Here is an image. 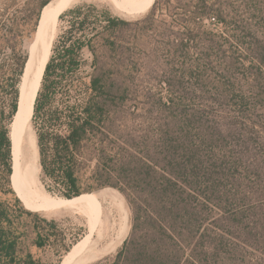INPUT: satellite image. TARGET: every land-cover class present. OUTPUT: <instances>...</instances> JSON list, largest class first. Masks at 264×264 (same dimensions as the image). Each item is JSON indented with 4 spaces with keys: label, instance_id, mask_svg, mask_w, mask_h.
<instances>
[{
    "label": "trees",
    "instance_id": "obj_1",
    "mask_svg": "<svg viewBox=\"0 0 264 264\" xmlns=\"http://www.w3.org/2000/svg\"><path fill=\"white\" fill-rule=\"evenodd\" d=\"M51 1L29 22L0 12V193L14 196L0 200V264H45L31 249L66 242L58 220L27 209L11 183L24 42ZM69 14L81 37L53 44L33 121L49 192L125 197L130 234L100 264H264V0H155L138 22L93 6ZM158 27L170 88L140 89L136 34ZM86 49L95 71L79 82ZM138 112L154 128L121 133Z\"/></svg>",
    "mask_w": 264,
    "mask_h": 264
},
{
    "label": "rangeland",
    "instance_id": "obj_2",
    "mask_svg": "<svg viewBox=\"0 0 264 264\" xmlns=\"http://www.w3.org/2000/svg\"><path fill=\"white\" fill-rule=\"evenodd\" d=\"M44 0H0V12L6 14H16L20 16L22 19V23L28 21L29 18L32 17L33 14L37 13L40 5ZM53 1V0H52ZM51 1V2H52ZM112 0H80L76 2V4L70 8L67 12H65L62 18L59 20L57 36H55L53 44H57L58 41L64 36L72 37H81L78 24L73 23V17L70 13L71 10L76 9L78 7L87 8L89 6L97 7L100 12H108L116 18H121L126 21H134L138 22L143 20L146 15L149 13L150 8L147 12L134 15L130 13L120 12L115 5L112 3ZM89 13V9L85 11ZM184 10L180 11L183 13ZM95 15V13H91ZM95 17V16H94ZM92 17V19L94 18ZM214 23V21L212 22ZM33 24V22H31ZM220 26H212L211 28H219ZM157 32L149 35H145L143 33H137L136 36V46L138 47V51L136 52V57L140 64L138 63V67L135 69L137 73V81L134 83V86L140 89H150V90H166L169 89L170 86L168 82H166V77L173 74L172 67L168 64V59L166 58L164 52L165 44L163 41V37L161 36L164 32V28L158 27L156 29ZM91 33L89 30L87 34ZM35 35L30 36L28 39H25L24 47L27 51V54L31 52V47L34 43ZM53 50V49H52ZM159 51V57H161V61H157L156 57L158 55L154 51ZM98 59L100 64L106 62L107 55L103 50L99 51ZM83 67H82V75L79 77V82H89L91 80V76L95 71V56L91 52V50L86 49L84 51V55L82 56ZM166 74V75H165ZM23 86V83H22ZM154 122V121H153ZM151 120L148 119V116L145 115L144 112H138L137 116L130 117L127 120L125 127L122 128L121 133H131V134H147L149 129L154 127L152 126ZM32 128L35 132L36 138V147L39 156L38 149V136L36 132V128L34 126V121L32 120ZM26 142H24V152L22 162L25 164L28 159L27 154V146ZM38 160V163H39ZM42 171L39 163V173H38V193H40V197L43 199L49 200H65L64 198L58 197V194H54L49 192L44 184L41 181ZM36 184V183H35ZM13 187V186H12ZM14 189V188H13ZM15 191V189H14ZM98 200H102V212L100 225H98L96 232L92 235L89 244L94 246L95 252H100L98 258L93 264H100L102 262H107L112 260L120 251L124 245L125 240L130 234V211L128 205L126 203L125 197L112 188L104 189L96 194ZM18 196V193H16ZM21 199V198H20ZM0 200L9 201L11 204H14V196L0 193ZM22 200V199H21ZM23 201V200H22ZM24 204V202H23ZM119 205L123 206V214L119 211ZM26 207V205L24 204ZM27 208V207H26ZM37 212V211H36ZM41 216L52 220L56 219L61 225L63 229V233L66 236V242L60 241L59 245L55 248L47 247L45 249L39 250V248L34 247L31 249V252L34 254L36 258H39L45 264H61L67 255H64L63 258H60V255L63 254L62 251L66 246H69L71 243L73 244L72 250L74 246H77L80 242L86 239V237L90 233L89 220L86 216L87 214L81 209L74 207H67L61 209H53L50 211H38ZM127 215V216H126ZM124 216V217H123ZM125 218V219H124ZM124 219V220H123ZM122 220V221H121ZM124 221V222H123ZM124 226H123V224ZM122 225V226H121ZM121 226V227H120ZM123 228V232L121 231ZM120 230V232H119ZM121 233V235H120ZM124 233V234H123ZM120 235V236H119ZM119 237V238H118ZM62 259V260H61Z\"/></svg>",
    "mask_w": 264,
    "mask_h": 264
},
{
    "label": "bare ground",
    "instance_id": "obj_3",
    "mask_svg": "<svg viewBox=\"0 0 264 264\" xmlns=\"http://www.w3.org/2000/svg\"><path fill=\"white\" fill-rule=\"evenodd\" d=\"M78 1L80 0H53L52 3L46 9H44V15H45L44 21H46L48 16L51 15L53 12H55L57 16L61 17L62 14H64L70 8H72ZM112 1H113L112 3L115 5V7L118 10H120V12L122 11L125 13H130V14L132 13L136 16L147 12V10L151 6H153V3H155V0H112ZM43 28H44V24H43ZM55 36H57V31ZM34 49L35 46L33 50L31 48L32 51H34ZM51 50H52V44L49 47L50 52ZM49 56H51V53ZM26 85H27V78L25 79L23 91ZM18 124H19L18 122L16 124L14 122L12 126L14 172H13V176L11 177V181H12L11 183L13 188L15 189V192L18 193L19 196L18 198L19 199L21 198L23 201L21 199L20 200L24 202L27 209L32 211H39V210L50 211L56 208L61 209L67 207H73V209L74 207L81 208L87 214L86 216L88 217V220L90 222L89 223L90 233L85 240L80 242L77 246H74L73 250H71L67 254L62 264H93L98 258V255H100L101 253L95 252L96 250L94 249V246L89 244V242L91 240L92 235L96 232L98 225H100L99 223L101 221V216L103 215L102 212L103 205L101 203L102 200L100 202V200H98L97 196H95L94 194H86L79 198H73L71 200L65 199L59 201L41 198L40 193H38V187H37L38 186L37 178L39 173V163H38L39 157L36 147L35 132L31 125L32 118L30 124H28L29 137H27L26 140L28 142L30 136L32 137L36 160H34V164H35L34 169L30 171H28L29 169L26 168L27 166L25 167V164L22 162V160H21L22 163L19 162L20 160V156L18 152L19 140H18L17 131L16 129L13 128V127H19ZM123 209L124 207L119 205V211L121 213L123 212ZM121 231L123 232V228Z\"/></svg>",
    "mask_w": 264,
    "mask_h": 264
},
{
    "label": "water",
    "instance_id": "obj_4",
    "mask_svg": "<svg viewBox=\"0 0 264 264\" xmlns=\"http://www.w3.org/2000/svg\"><path fill=\"white\" fill-rule=\"evenodd\" d=\"M47 7H45V9ZM44 18L45 15L43 11L42 17L40 18L38 30L35 35L34 43L31 47L33 50L35 46V49L34 51L31 50V52L29 53L27 69L24 74L23 86L21 89L20 106L18 107V112L15 118V124L18 122L19 127H13L17 131L18 140H19L18 152L20 156V160H19L20 163H22L21 160H23V156L25 155L24 142H26L27 144L26 148H27L28 159L25 162V167L27 166L26 168L29 169L28 171L34 169V165H35L34 160H36L33 139L30 136L28 142L26 140L27 137H29L28 124H30L31 118L33 120L34 117V107L37 102L39 91L42 87L44 73L47 70V66L50 60L49 55L50 53L52 54V50L50 52L49 47L52 44V49H53V42L55 38L54 36L56 34V31L58 30V24L61 17L57 16V14L53 12L51 15L48 16L46 21H44ZM43 24H44V28H43ZM26 78H27V85L25 86V89L23 91ZM13 172H14V167H13Z\"/></svg>",
    "mask_w": 264,
    "mask_h": 264
},
{
    "label": "crops",
    "instance_id": "obj_5",
    "mask_svg": "<svg viewBox=\"0 0 264 264\" xmlns=\"http://www.w3.org/2000/svg\"><path fill=\"white\" fill-rule=\"evenodd\" d=\"M32 211V210H31ZM38 212V211H37Z\"/></svg>",
    "mask_w": 264,
    "mask_h": 264
}]
</instances>
